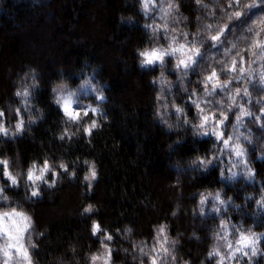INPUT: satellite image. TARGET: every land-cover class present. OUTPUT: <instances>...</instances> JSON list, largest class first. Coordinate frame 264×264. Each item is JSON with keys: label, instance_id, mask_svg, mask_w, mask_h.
I'll list each match as a JSON object with an SVG mask.
<instances>
[{"label": "clouds", "instance_id": "9594fccd", "mask_svg": "<svg viewBox=\"0 0 264 264\" xmlns=\"http://www.w3.org/2000/svg\"><path fill=\"white\" fill-rule=\"evenodd\" d=\"M184 4L190 5L191 15ZM129 5L139 21L123 12L116 20L138 24L144 34V43L133 48L135 64L138 71L154 73L148 76L154 88L151 119L173 136L164 150L170 152L188 138L208 140L207 150L193 145L197 150L183 165L179 159L169 164L174 175L165 188L176 189V197H169L168 218L150 225V237L136 236L128 222L109 229L98 218L101 206L83 201L100 179L98 163L90 157L66 158L75 141L83 139L92 148L93 133L111 124L105 108L109 85L96 75L101 66L82 68L76 84L65 77L62 66L57 68L59 79L48 85V102L60 113L59 128L49 136L66 147L55 158L45 150L25 165L17 141L27 134L43 148L34 129L47 115L37 102L43 88L40 70L26 64L12 80L16 102L6 99L0 106V148L8 142L14 146L12 154H0V264H193L181 248L184 239L203 243L198 228L208 242L197 264H264V176L257 172V164H264V0H122L123 7ZM82 166L78 216L90 218L87 232L98 246L93 249L88 241L81 256V245L73 239L64 251L42 259L40 241L50 228H38L27 206L43 199L45 190L62 186L65 176L75 183ZM213 168L218 186L189 193L194 203L185 207L184 175L191 184ZM228 187L233 193L226 194ZM148 200L145 196L140 203L158 211V202L149 205ZM182 214L193 227L173 234L172 222L178 224Z\"/></svg>", "mask_w": 264, "mask_h": 264}, {"label": "trees", "instance_id": "16d2710c", "mask_svg": "<svg viewBox=\"0 0 264 264\" xmlns=\"http://www.w3.org/2000/svg\"><path fill=\"white\" fill-rule=\"evenodd\" d=\"M183 7L191 15L190 5ZM118 12L133 13L137 15V21L140 19L131 5L122 6V0H40L39 5H33L32 0H0V106L6 99L16 102L11 93L17 72L23 71L26 64L38 68L43 88L37 92V102L47 110V115L34 132L35 139L44 141V145L40 148L37 143L30 142L26 134L18 139L17 147L25 165L29 159L39 158L45 150L55 158L66 146L49 136V131L54 133L59 128L60 113L48 102V85L59 79V66L63 67L65 77L76 84L82 68L100 65L96 75L109 85L105 108L111 124L105 125L103 131L93 133L92 148L83 139L75 141L68 148L66 158L90 157L98 163L100 179L93 194L85 196L83 201L90 200L101 206L98 218L102 225L114 229L128 222L137 229L136 236L150 237V225L168 218L167 213L172 207L169 197L173 200L176 197V189L165 188L174 175L169 164L179 159L183 165L184 160L197 150L193 145L206 151L209 141L188 138L175 145L172 151L164 150L173 136L151 119L154 88L148 84V76L154 73L138 71L135 64L133 48L142 45L145 37L138 24H117ZM8 68L12 69L11 73ZM5 151L14 152L11 142L0 148V154ZM83 170L82 166L77 171L75 183L65 176L62 186L51 192L45 190L43 199L27 206L34 213L38 228L45 225L50 228L40 241L42 259L48 253L64 251L67 242L73 239L81 245V256L88 241L93 249L98 246V241L91 239L87 232L90 218L78 216L83 206L79 195ZM257 172L264 176V164H257ZM219 183L215 168L191 184L184 175L182 203L187 207L194 203L189 193ZM228 193H233L231 187L227 188ZM11 194L17 198L21 195L19 192ZM234 194L239 200V192ZM145 196L150 197L149 205L158 202V211H153L150 206L146 209L140 203ZM188 219L182 214L178 224L173 221L172 233L177 230L189 232L193 225ZM197 230L204 237L203 243L184 239L181 248L186 257L193 259V264H197L208 242L204 229ZM117 243H120L118 238ZM114 257L117 261L121 259L119 253H114Z\"/></svg>", "mask_w": 264, "mask_h": 264}]
</instances>
